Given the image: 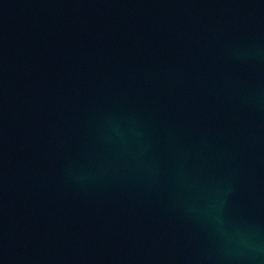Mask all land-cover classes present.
I'll return each instance as SVG.
<instances>
[{"label":"water","instance_id":"95a60500","mask_svg":"<svg viewBox=\"0 0 264 264\" xmlns=\"http://www.w3.org/2000/svg\"><path fill=\"white\" fill-rule=\"evenodd\" d=\"M0 264H264V0H0Z\"/></svg>","mask_w":264,"mask_h":264}]
</instances>
